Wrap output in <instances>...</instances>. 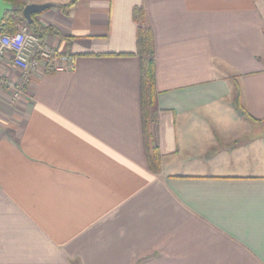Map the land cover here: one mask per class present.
<instances>
[{
    "label": "crops",
    "instance_id": "crops-1",
    "mask_svg": "<svg viewBox=\"0 0 264 264\" xmlns=\"http://www.w3.org/2000/svg\"><path fill=\"white\" fill-rule=\"evenodd\" d=\"M47 2L39 39L75 65L14 96L21 72L0 63V264H264V0H25ZM134 6L153 35L158 172Z\"/></svg>",
    "mask_w": 264,
    "mask_h": 264
},
{
    "label": "trees",
    "instance_id": "trees-1",
    "mask_svg": "<svg viewBox=\"0 0 264 264\" xmlns=\"http://www.w3.org/2000/svg\"><path fill=\"white\" fill-rule=\"evenodd\" d=\"M4 1L12 4L14 9L5 13L4 19L0 23V33H13L15 31L16 23H25L32 33L38 37L42 35V31L39 30V24L34 19L35 14L32 15V23H28L22 17V9L26 4L25 0ZM71 4L72 3L64 5V7ZM132 14L133 20L137 24L136 54L139 59L140 118L143 149L148 168L154 172H158L161 167V155L158 148V141L155 136L158 108L156 105L157 93L154 84L155 63L153 35L150 25L146 23L144 9L141 6H134ZM51 30V26L45 28V31Z\"/></svg>",
    "mask_w": 264,
    "mask_h": 264
},
{
    "label": "built area",
    "instance_id": "built-area-1",
    "mask_svg": "<svg viewBox=\"0 0 264 264\" xmlns=\"http://www.w3.org/2000/svg\"><path fill=\"white\" fill-rule=\"evenodd\" d=\"M5 57H9L11 63L21 72L20 83H8L14 88V96L21 93L29 75L35 70H64L75 65L74 55L59 53L42 43L23 23H16L13 33H0V63Z\"/></svg>",
    "mask_w": 264,
    "mask_h": 264
},
{
    "label": "water",
    "instance_id": "water-1",
    "mask_svg": "<svg viewBox=\"0 0 264 264\" xmlns=\"http://www.w3.org/2000/svg\"><path fill=\"white\" fill-rule=\"evenodd\" d=\"M56 6L53 3L47 2V3H41V4H36V3H26L25 6L22 9V17L28 22V23H32L33 19H32V15L36 14V13H40L46 9H49L51 7ZM14 9V7L12 6V4L4 1V0H0V23L3 21L4 19V15L7 11H12Z\"/></svg>",
    "mask_w": 264,
    "mask_h": 264
},
{
    "label": "rangeland",
    "instance_id": "rangeland-1",
    "mask_svg": "<svg viewBox=\"0 0 264 264\" xmlns=\"http://www.w3.org/2000/svg\"><path fill=\"white\" fill-rule=\"evenodd\" d=\"M260 129H264L263 127H261Z\"/></svg>",
    "mask_w": 264,
    "mask_h": 264
}]
</instances>
